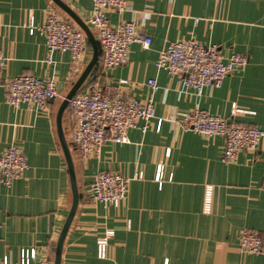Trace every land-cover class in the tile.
I'll return each instance as SVG.
<instances>
[{"label":"crops","instance_id":"obj_1","mask_svg":"<svg viewBox=\"0 0 264 264\" xmlns=\"http://www.w3.org/2000/svg\"><path fill=\"white\" fill-rule=\"evenodd\" d=\"M88 25L93 0H59ZM78 25L54 0H0V154L18 145L29 164L11 187L0 182V264H17L24 249L35 248L40 261H52L54 248L72 206L68 165L58 134L59 109L95 55L87 45L83 61L73 64L71 53L54 51L48 58L46 39L39 30L48 11ZM113 27L136 21L152 38L144 48L130 47L128 63L111 69L92 85L127 80L128 96L143 100L153 94L156 116L148 131L142 123L128 133L127 143L107 141L101 153L84 165L70 145L82 195L64 241L61 264H264L260 255L245 252L240 233L248 230L264 240V139L256 153L243 151L235 163L223 160L225 139L184 131L169 119L175 113L203 109L239 125L264 129V0H129L118 13L107 10ZM35 25L32 33L29 23ZM196 40L218 45L230 57L242 53L248 64L231 73L219 88L201 95L183 86L179 76L157 67L160 51L170 42ZM102 54L98 64L101 65ZM54 77L60 97L47 109L7 103L6 86L22 74ZM243 110L233 114V106ZM162 121V123H161ZM63 128L68 141L77 123L67 109ZM69 143V142H68ZM163 167V179L156 180ZM134 178L127 198L117 207L93 200L91 185L101 171ZM206 185H213L210 214L203 210ZM115 231L106 259L98 257V238Z\"/></svg>","mask_w":264,"mask_h":264},{"label":"built area","instance_id":"obj_2","mask_svg":"<svg viewBox=\"0 0 264 264\" xmlns=\"http://www.w3.org/2000/svg\"><path fill=\"white\" fill-rule=\"evenodd\" d=\"M128 8L129 0H93V12L88 25L96 31L101 45L103 54L98 76L102 79L107 78L111 69L128 63L133 44L144 48L152 44V38L140 29L136 21H122L117 27L109 23L107 10L122 13ZM29 28L32 33L36 29L32 21ZM39 30L46 39L49 60L54 51L59 50L70 52L73 64L83 61L87 48L86 34L80 26L63 18L59 11L51 8ZM248 61L249 58L242 53H233L226 58L218 45L204 46L191 39L168 43L159 53L157 67L172 76H179L185 88L201 95L205 88L221 87L231 73L243 69ZM6 63L7 58L0 51V70ZM127 84V80H121L117 84H91L88 92H80L70 100L67 109L74 116L77 126L71 132L68 142L79 152L84 165L100 155L107 141L127 143L129 131L140 123L143 125V132L150 128L156 116L154 93L158 90L157 80L148 81L153 94L143 100L128 96L125 92ZM6 91V101L11 106L28 104L47 109L49 101L60 97L54 77L41 79L26 73L12 78ZM240 111L243 110L233 106V114ZM169 121L187 132L206 137H223V160L228 164L235 163L243 151L256 153L264 139V129L239 125L198 108L175 113ZM28 167L24 151L18 145L8 147L0 154V182L11 187ZM143 176L142 172L130 178L111 170L101 171L94 177L91 185L92 198L96 202L117 207L127 198L131 181L143 179ZM163 176V167L159 165L156 180L161 183ZM213 200L214 187L206 185L203 200L206 214L212 212ZM114 235L115 231L105 230L98 238L100 259L107 258L108 246ZM240 246L247 253L260 255L263 253L264 240L259 234L243 230L240 233ZM36 258L35 248L24 249L17 264L49 263L45 260L35 263ZM8 263V258H5L4 264Z\"/></svg>","mask_w":264,"mask_h":264},{"label":"water","instance_id":"obj_3","mask_svg":"<svg viewBox=\"0 0 264 264\" xmlns=\"http://www.w3.org/2000/svg\"><path fill=\"white\" fill-rule=\"evenodd\" d=\"M54 1L62 10L66 11L69 14V16L78 24V26L82 28V30L86 34V45H93L95 50L94 58L92 59L91 63L86 67L81 77L76 81V83H74L72 89L65 97L57 115L58 134L68 165V171H69L72 195H73L72 206L69 215L66 219V223L60 233L57 244L54 248L55 251L54 259L48 263V264H61L64 241L71 227V224L74 220L80 200L82 199V195L79 191V187L77 183L76 168L70 149V144L66 139V135L62 124L63 115L69 106L70 100L78 93H80L83 88L87 87V82H92L98 78L99 68H100V65L98 64V59H99V55L103 53L99 40H96L94 38L89 27L83 21H81V19H79V17H77V15L72 10H70L66 5L61 3L59 0H54Z\"/></svg>","mask_w":264,"mask_h":264}]
</instances>
